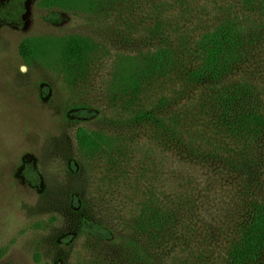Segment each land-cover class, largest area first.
Wrapping results in <instances>:
<instances>
[{
  "label": "rangeland",
  "instance_id": "rangeland-1",
  "mask_svg": "<svg viewBox=\"0 0 264 264\" xmlns=\"http://www.w3.org/2000/svg\"><path fill=\"white\" fill-rule=\"evenodd\" d=\"M41 1L26 0L21 27L0 23V264H133L123 247L129 239L145 247L147 241L163 264H227L242 218L237 211L231 214L223 197L211 195L199 215L185 209V222L149 241L141 214L146 122L133 118L146 107V81L126 94L119 90L122 84L113 83L120 58L146 55V24L155 18L149 21L146 13L157 7L168 15L181 5L176 0H65L48 9ZM191 6L185 17L190 33L197 21L194 0ZM73 34L92 38L96 48L70 76L59 47ZM26 37L43 41L47 56L25 64L19 44ZM251 64L244 60L230 78L252 79L246 76ZM123 66L126 73L133 70L129 63ZM184 70L180 65L171 81L179 83ZM79 126L124 135L122 150L84 161L75 138ZM174 171L165 186L168 209L181 190ZM200 178V184L208 181ZM84 217L123 242L84 232ZM257 264H264V252Z\"/></svg>",
  "mask_w": 264,
  "mask_h": 264
},
{
  "label": "trees",
  "instance_id": "trees-1",
  "mask_svg": "<svg viewBox=\"0 0 264 264\" xmlns=\"http://www.w3.org/2000/svg\"><path fill=\"white\" fill-rule=\"evenodd\" d=\"M64 1L41 3L52 9ZM176 1L181 5L178 12L165 15L156 7L146 13L149 21L155 17L146 24V55L120 58L113 80L123 85L122 94L136 91L146 81V107L133 115L146 122V206L141 211L146 236L157 242L167 228L185 222V209L199 215L211 195L223 197L231 214L237 211L242 218L227 264H257L264 252V0H194L197 25L191 33L185 17L193 11V0ZM25 13L26 0H6L0 5V23L21 27ZM60 44L70 76L96 48L92 38L81 34L69 35ZM47 53L36 37L19 44L27 65ZM244 60L252 63V73L246 75L252 79L230 78ZM123 63L133 70L126 73ZM180 65L185 73L173 83L172 72ZM82 114L90 115L87 110ZM120 124L124 125L122 120ZM75 138L84 161L121 151L125 141L124 135L86 126L76 129ZM171 169L181 178V190L168 209L164 195ZM201 175L208 180L204 184L199 183ZM187 182L193 186L187 188ZM81 228L103 240L123 242L87 217ZM123 247L129 263L163 264L147 241L145 247L137 240H124Z\"/></svg>",
  "mask_w": 264,
  "mask_h": 264
}]
</instances>
